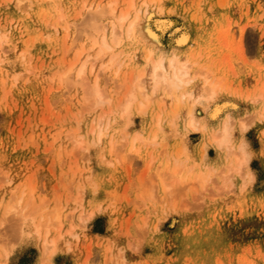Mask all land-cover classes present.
Segmentation results:
<instances>
[{"label":"rangeland","instance_id":"1","mask_svg":"<svg viewBox=\"0 0 264 264\" xmlns=\"http://www.w3.org/2000/svg\"><path fill=\"white\" fill-rule=\"evenodd\" d=\"M130 1L140 42L118 37L97 59L86 84L98 75L107 103L93 106L88 87L72 83L99 51L93 39L109 34L102 24ZM1 37L0 264H264V0H0ZM163 48L193 62L195 96L205 75L217 86L211 100L182 104L179 118L192 105L208 126L230 120L233 149L181 120L170 126L163 92L143 113L138 103L122 112Z\"/></svg>","mask_w":264,"mask_h":264},{"label":"bare ground","instance_id":"2","mask_svg":"<svg viewBox=\"0 0 264 264\" xmlns=\"http://www.w3.org/2000/svg\"><path fill=\"white\" fill-rule=\"evenodd\" d=\"M114 4H115V2L112 3L110 6V9H111L110 14H112L115 11ZM143 5L148 6V2L144 1ZM134 6L135 5H133V3L130 1L128 8H126V10H124L121 14H119V16L115 18L116 20L111 21L110 23L107 24V26L102 24V28L104 27L103 29H106L105 27L109 26L108 31H110V32H108L109 34H107V33H105V30H104V32L102 34L103 36L100 37L99 41H97V39H93L94 42L92 44L93 45L99 44V49H98L99 51L96 52V54L94 56H92L93 58L91 56L86 57V60L79 67V69H77V72H76L77 74L75 75L76 79L74 80L73 83L71 82L73 85H75L74 83H76L78 85L82 84V86L88 87L89 84L87 83L88 79L86 76H88L89 74L92 75L95 72V63H96L97 59H102V57L105 56V55L102 56L103 54H105V53L107 54L110 51H112L113 47L117 43L118 37L126 36L127 38H129L131 40H137L138 42H140L139 40L141 39V35L138 34V30H139V17H140L141 10H139V9L135 10ZM103 12L104 11H100L99 15L101 16V13L104 15ZM111 16H113V15H111ZM164 21H162V22H164ZM167 21H169V20H167ZM68 27L69 26H67V28ZM157 27H159V26H157ZM98 32H100V29ZM104 33L107 34L108 36L104 35ZM109 35H111V36H109ZM149 35L153 39V42L159 45L158 38L154 35V33L153 32L151 33V31H150ZM108 37H110V39ZM4 39H5V37L4 38L1 37L0 42H2ZM188 39L189 38L184 34L177 40L178 42L177 41L176 42L179 44H185ZM95 40H96V42H95ZM118 44H119V42H118ZM83 49L77 53L75 61L72 64H69V66H67V68L61 73V75H62L61 78L63 79V81L66 80L65 78H67L68 74H70L72 72L74 67L78 65L79 61L81 60V58L85 52V49L84 50ZM114 57H112V58H114ZM90 58H92V59H90ZM115 61L116 60H114V62ZM149 61H150L149 64H147L148 65V71L144 70L143 72H141L139 74V76H136V78H135L136 80L133 83V87L127 92V94L125 96V100L123 101V103H121V105H119V106H121L122 112L124 114H127V116H128L131 113L133 106L136 103H138V104H140V106L138 105V107H139L138 110H139V112L143 113V112H145L149 102L152 101L153 96L157 95V93H159V92H161V93L163 92L174 104V110L172 112L171 119L169 122L170 126H172V125L176 126V124H178V121L181 120L183 122L184 127L187 129V132L188 131H200L203 135L210 136L211 137L210 140L216 149H221V148L223 149V147H226V149H228V148L233 149L232 148L233 146L231 147L232 142H233V139H232V127L233 126L230 123L231 122L230 120L223 119L222 121H220L215 126H208L207 122L206 123L202 122V120L200 118H198V116L195 115L192 105H191V107L187 108L188 109L187 110L188 116H186L185 119L181 118V117L179 118L180 115H179V112L177 109L180 106H182V104H187V102L191 101V100H193L192 101L193 104L194 103L195 104L203 103V102L209 101L212 98H214L215 94L217 93V89H216L217 86L215 85V83L213 84V83L209 82V80H210L209 76L205 75L203 78L204 79L203 80V84H204L203 92L201 94H199L198 96H195L193 87L191 85L192 81H194V78L191 76V71H190L191 67L193 65L192 64L193 62L191 63L190 60H188V59L181 61L178 55H176L175 53H173L172 55H169L165 51L164 48L158 49L156 56L153 59H150ZM110 62H113V61L112 60L109 61V63H108L109 68L107 66L108 70L110 68H112ZM106 64L103 65V66H105V68H106ZM88 66H90V67H89V71L87 72L86 68ZM103 66L102 67L100 66V67L103 68ZM105 68H103V69H105ZM100 70L102 71V69H100ZM103 71L105 72V70H103ZM103 71L101 73H103ZM87 73H88V75H86ZM108 79H110V84L114 83L113 76L108 78ZM98 80L99 79H98V75H97L95 77L94 83H91L90 87H88V91L90 93L89 94L86 93L88 95L87 99L88 100L93 99L92 104H93V106H96V107L103 106V104L107 101V98L104 99V97H103V94H104L103 91L104 90L99 89ZM100 91H102V92H100ZM90 94L92 95L91 97H90ZM87 99H85V100H87ZM109 101H110V98H109ZM220 106H217L214 109L213 114H211L212 115L211 117L213 119L216 118L219 114H221V111H223L222 107L224 105L222 107H220ZM226 117H224V118H226ZM161 123H162L161 122V115H158L157 116V126L161 127L160 126V125H162ZM99 124H100V122H99ZM99 124H98L97 128L101 127V124H100V126H99ZM244 128H243V130H244ZM100 133H101V129H100ZM203 144L204 143H202V146H203ZM209 144H210V142H209ZM240 150L243 153L245 162H247L249 160V153L246 151L244 143L241 144ZM17 202H18V204L20 203V201H17ZM13 206L15 207V208L12 207L14 212L13 211H11V212L14 215L16 212V213H18L19 216H21L23 218V221H20V223H21V234H24L26 232L25 231L26 221H27L26 213H24L22 210H21V212L23 214L20 213L19 210L17 211L18 207H16L14 204H13ZM13 214H11V215H13ZM91 214H93V213H91ZM59 218H60V216H56L55 220L56 219L58 220ZM47 222H46L45 226H47ZM49 224H50V222L48 223V226H50ZM56 225H58V224L56 223ZM39 226H37V230H36V232L38 234L40 233ZM45 226H44V228H45ZM46 228L48 230V227H46ZM44 232H45V229H44ZM46 232L48 233V231H46ZM25 235H26V233H25ZM53 240L54 239H52V241H50V240L47 241L44 239V241H45L44 245L46 247L45 250H47L48 246H49V249H51V250H49V253L50 252L53 253V251H54V250H52V248H53V244H54L55 240L54 241ZM45 254H47V253H45Z\"/></svg>","mask_w":264,"mask_h":264}]
</instances>
